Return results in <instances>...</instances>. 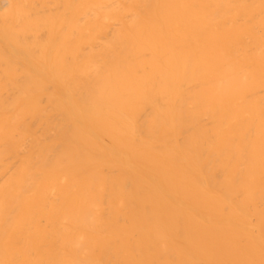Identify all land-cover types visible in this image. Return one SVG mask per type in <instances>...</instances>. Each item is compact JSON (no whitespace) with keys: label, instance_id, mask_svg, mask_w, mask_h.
I'll use <instances>...</instances> for the list:
<instances>
[{"label":"bare ground","instance_id":"6f19581e","mask_svg":"<svg viewBox=\"0 0 264 264\" xmlns=\"http://www.w3.org/2000/svg\"><path fill=\"white\" fill-rule=\"evenodd\" d=\"M0 264H264V0H0Z\"/></svg>","mask_w":264,"mask_h":264}]
</instances>
